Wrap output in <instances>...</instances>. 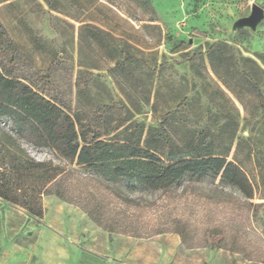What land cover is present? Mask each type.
<instances>
[{
	"label": "rangeland",
	"instance_id": "1",
	"mask_svg": "<svg viewBox=\"0 0 264 264\" xmlns=\"http://www.w3.org/2000/svg\"><path fill=\"white\" fill-rule=\"evenodd\" d=\"M253 5L263 17L241 25ZM0 25V66L102 138L125 134L123 119L160 128L185 152L235 162L253 186L249 199L209 179L144 190L20 139L66 169L73 201L55 194L59 177L40 218L0 201V264H264V0H0Z\"/></svg>",
	"mask_w": 264,
	"mask_h": 264
},
{
	"label": "trees",
	"instance_id": "2",
	"mask_svg": "<svg viewBox=\"0 0 264 264\" xmlns=\"http://www.w3.org/2000/svg\"><path fill=\"white\" fill-rule=\"evenodd\" d=\"M0 33L5 34L1 25ZM12 65L11 62L0 66L1 202L40 218L43 212L41 196L58 177L55 194L65 201H73L66 191V169L49 160L34 159L20 139L47 147L68 164L88 169L112 183L127 182L144 190L164 191L185 179H209L237 189L247 199L253 197V186L247 175L222 154L185 152L184 148L169 141L160 128L148 127L145 132L143 125L130 124L125 119L117 124L123 125L125 134L119 132L102 138L103 134L91 122L73 117L55 100L15 76ZM258 98L263 101L261 94ZM4 118L11 122L12 129L4 126ZM84 209L95 222L103 224L94 208ZM105 228L109 233L114 231L110 226ZM178 233L184 242V230ZM221 240L222 235L213 230H209L205 238L211 247H220Z\"/></svg>",
	"mask_w": 264,
	"mask_h": 264
},
{
	"label": "water",
	"instance_id": "3",
	"mask_svg": "<svg viewBox=\"0 0 264 264\" xmlns=\"http://www.w3.org/2000/svg\"><path fill=\"white\" fill-rule=\"evenodd\" d=\"M263 17V9L258 5H253L251 12L248 16L241 19V25H250L254 26L257 22Z\"/></svg>",
	"mask_w": 264,
	"mask_h": 264
},
{
	"label": "crops",
	"instance_id": "4",
	"mask_svg": "<svg viewBox=\"0 0 264 264\" xmlns=\"http://www.w3.org/2000/svg\"><path fill=\"white\" fill-rule=\"evenodd\" d=\"M128 264H132V262L130 263V262H128Z\"/></svg>",
	"mask_w": 264,
	"mask_h": 264
}]
</instances>
